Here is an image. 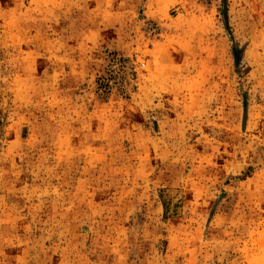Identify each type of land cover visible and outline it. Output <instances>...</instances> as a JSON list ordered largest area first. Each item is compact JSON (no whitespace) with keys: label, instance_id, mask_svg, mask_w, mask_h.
I'll list each match as a JSON object with an SVG mask.
<instances>
[{"label":"rangeland","instance_id":"374dc122","mask_svg":"<svg viewBox=\"0 0 264 264\" xmlns=\"http://www.w3.org/2000/svg\"><path fill=\"white\" fill-rule=\"evenodd\" d=\"M0 264H264V0H0Z\"/></svg>","mask_w":264,"mask_h":264}]
</instances>
